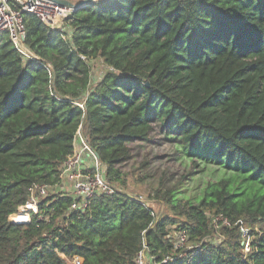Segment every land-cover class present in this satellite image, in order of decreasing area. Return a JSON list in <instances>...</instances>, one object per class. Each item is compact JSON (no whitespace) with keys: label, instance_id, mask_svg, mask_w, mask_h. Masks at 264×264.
<instances>
[{"label":"trees","instance_id":"obj_1","mask_svg":"<svg viewBox=\"0 0 264 264\" xmlns=\"http://www.w3.org/2000/svg\"><path fill=\"white\" fill-rule=\"evenodd\" d=\"M24 25L33 58L0 33V264H135L143 249L152 264H264V0H93L61 29ZM155 123L228 171L195 202L154 190L161 215L116 189ZM77 130L114 188L84 210L61 176ZM34 184L38 213L10 222Z\"/></svg>","mask_w":264,"mask_h":264},{"label":"built area","instance_id":"obj_2","mask_svg":"<svg viewBox=\"0 0 264 264\" xmlns=\"http://www.w3.org/2000/svg\"><path fill=\"white\" fill-rule=\"evenodd\" d=\"M74 9L76 7L61 5L54 0H0V33L8 35L12 45L24 58H33L35 55L27 48L24 41V14H33L46 25L61 29L63 19L70 15ZM85 153H87V157H84ZM61 176L68 181L70 195L74 198L70 205L71 209L84 210L89 199L95 194H110L114 191V188L101 173V163L97 155L79 130H77L74 139V151L64 162ZM47 191V185L34 184L29 190L27 200L9 216V221L14 223L30 222L31 213H38V196H44ZM218 218L223 225H229V221L221 214L218 215ZM239 226L241 236L247 237V228L242 224ZM176 239L177 245L183 244L186 241V235L178 232ZM247 245L248 242L245 244V250L248 249ZM144 250L137 254L135 264H151L145 256ZM72 264H80L79 259L73 258Z\"/></svg>","mask_w":264,"mask_h":264},{"label":"rangeland","instance_id":"obj_3","mask_svg":"<svg viewBox=\"0 0 264 264\" xmlns=\"http://www.w3.org/2000/svg\"><path fill=\"white\" fill-rule=\"evenodd\" d=\"M77 4L81 0H66ZM103 66L96 62L95 76H100ZM131 158L122 164L120 169L127 179V187L119 189L149 203L157 215L166 212L162 202L149 199L148 194L154 190L172 191L179 198H190L194 202L202 193V188L208 181H215L227 174L224 168L212 161L196 160L187 157L177 138L160 125L153 124L146 141H132L130 143ZM87 157V153L84 154ZM135 175L142 177L141 183L134 182ZM217 237H213L216 240ZM152 264V263H151Z\"/></svg>","mask_w":264,"mask_h":264},{"label":"water","instance_id":"obj_4","mask_svg":"<svg viewBox=\"0 0 264 264\" xmlns=\"http://www.w3.org/2000/svg\"><path fill=\"white\" fill-rule=\"evenodd\" d=\"M55 2L61 4V5H69V6H73V7H76V8H79L85 4H88L90 2H92L93 0H81L79 3L77 4H73V3H70L66 0H54Z\"/></svg>","mask_w":264,"mask_h":264}]
</instances>
